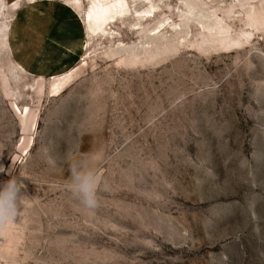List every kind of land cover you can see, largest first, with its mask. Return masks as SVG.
<instances>
[{"label":"rangeland","instance_id":"374dc122","mask_svg":"<svg viewBox=\"0 0 264 264\" xmlns=\"http://www.w3.org/2000/svg\"><path fill=\"white\" fill-rule=\"evenodd\" d=\"M0 165V264H264V0H0Z\"/></svg>","mask_w":264,"mask_h":264},{"label":"clouds","instance_id":"9594fccd","mask_svg":"<svg viewBox=\"0 0 264 264\" xmlns=\"http://www.w3.org/2000/svg\"><path fill=\"white\" fill-rule=\"evenodd\" d=\"M5 171L3 165H0V172ZM7 174L11 178L0 183V225L16 220L20 214L21 201L26 198L21 191L25 187L23 182L11 175L10 168L7 169ZM100 184L101 178L86 161L73 163L70 166L68 187L73 197L84 208L95 210L99 207L97 192Z\"/></svg>","mask_w":264,"mask_h":264},{"label":"crops","instance_id":"0c3cea01","mask_svg":"<svg viewBox=\"0 0 264 264\" xmlns=\"http://www.w3.org/2000/svg\"><path fill=\"white\" fill-rule=\"evenodd\" d=\"M62 11H64L63 9H61ZM21 66V65H20ZM22 67V66H21Z\"/></svg>","mask_w":264,"mask_h":264},{"label":"snow or ice","instance_id":"6c2138e0","mask_svg":"<svg viewBox=\"0 0 264 264\" xmlns=\"http://www.w3.org/2000/svg\"><path fill=\"white\" fill-rule=\"evenodd\" d=\"M77 2H79V0H77Z\"/></svg>","mask_w":264,"mask_h":264}]
</instances>
